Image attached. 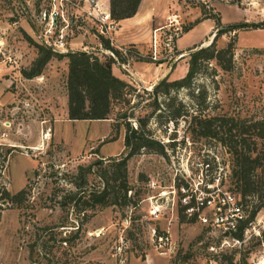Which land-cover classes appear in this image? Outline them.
<instances>
[{
	"label": "rangeland",
	"instance_id": "rangeland-1",
	"mask_svg": "<svg viewBox=\"0 0 264 264\" xmlns=\"http://www.w3.org/2000/svg\"><path fill=\"white\" fill-rule=\"evenodd\" d=\"M51 0H0V264H195L208 255L209 237L188 220L168 195L175 174L198 173L195 162L218 155L228 163L226 189L238 198L229 179L231 156L215 139L202 137L191 115L234 116L264 119V0H141L136 17L119 24L110 44L122 51L124 62L111 64L113 73L127 82L124 100H116L105 120H69L66 98L67 58L53 57L42 74L27 79L22 69L38 55L35 44L44 45L42 11ZM66 7L55 34L63 28L65 50L86 51L107 60L113 54L100 44L93 20ZM177 20L179 29L170 23ZM216 20L223 26H240L216 38L224 47L234 39L232 68L221 69L213 61L194 80L192 89L176 94L188 108V117L165 122L163 98L160 110L148 123L151 136L165 146V156L140 153L127 161L130 190L127 205L94 207L78 212L68 204L79 169L126 154L125 126L120 117L133 112L145 116L153 110L149 94L162 78L179 79L187 72L191 49L211 43ZM119 31V32H118ZM169 71L161 77V69ZM160 78V79H158ZM156 83L152 85L154 82ZM201 89L206 100L196 104L190 91ZM128 101V103H126ZM132 126H136L130 118ZM4 122H10V127ZM86 190L101 187L92 165ZM156 182V188L149 184ZM24 193L15 196L20 190ZM8 194V196L6 195ZM257 205V197H247ZM161 205L158 216L151 205ZM90 216L87 221L83 216ZM254 230L240 248L226 250L222 264H264V208L253 218ZM166 238L160 247L157 238Z\"/></svg>",
	"mask_w": 264,
	"mask_h": 264
},
{
	"label": "trees",
	"instance_id": "trees-1",
	"mask_svg": "<svg viewBox=\"0 0 264 264\" xmlns=\"http://www.w3.org/2000/svg\"><path fill=\"white\" fill-rule=\"evenodd\" d=\"M141 0H110V13L113 19L120 21L133 17ZM216 20V33L214 39L206 46L192 48L188 54V67L186 74L174 80L168 77L160 79L149 91L152 96L153 110L145 116H134L133 112L123 113L125 133L123 145L126 154L121 158H108L107 162L99 160L86 168H80L73 180L76 190L69 193L68 204L78 212H85L94 207L116 205L118 198L127 205L130 187L127 181V161L140 153H158L165 156V146L151 136L147 128L152 113L160 110L163 98L165 122L175 121L188 117L187 106L177 99L175 93L181 89H192L196 77L213 61L221 69L227 71L232 68L234 53V39H230L224 47L216 46V38L224 33L233 32L244 25L223 26ZM103 48L112 52L113 58L100 59L97 55L86 51H70L66 54L52 50L46 45L35 44L38 55L31 66L21 70L24 78L31 79L42 74L48 61L53 57H66V95L67 119L69 120H105L113 111L116 100H124L129 84L117 77L111 64L115 61L124 62L122 51L114 48L107 38L100 36ZM190 96L196 104H203L206 100L205 93L198 89L197 93L190 91ZM128 103V101H126ZM206 106L199 108L198 115L192 114L191 121L197 124L200 136L215 139L227 147L231 156L229 179L240 195V202L248 210V221H253L257 211L264 208V119H241L234 116L206 115L203 114ZM130 118L134 119L136 126H132ZM92 165L97 166L96 177L101 183L99 188L86 190L87 176L93 172ZM20 190L15 196L24 193ZM8 196V194H6ZM257 197V205L252 207L247 197ZM87 221L90 216L83 215ZM264 236V231H263Z\"/></svg>",
	"mask_w": 264,
	"mask_h": 264
},
{
	"label": "built area",
	"instance_id": "built-area-1",
	"mask_svg": "<svg viewBox=\"0 0 264 264\" xmlns=\"http://www.w3.org/2000/svg\"><path fill=\"white\" fill-rule=\"evenodd\" d=\"M66 7L79 11L78 19L84 16L93 20L100 36L113 39L119 22L112 18L110 13V0H51L49 10L42 11L40 21L44 25L42 41L44 45L52 50L61 52L65 50L63 28L58 29L52 44L50 39L54 36V27L58 18L66 21L64 12ZM178 30L177 20H171ZM123 54L126 53L122 49ZM4 122L3 124H5ZM10 127V122H7ZM6 126V125H5ZM198 169L197 174L179 172L175 174L177 183L173 181L168 191H159L150 198L155 202L168 195L171 205H179L183 215L190 221L198 223L209 241L206 244L208 255L203 261H196L195 264H222L221 260L227 255L226 250L240 248L248 238L251 230H254L253 221H248L249 212L232 191L226 189L223 182L227 178L228 163L222 166L218 155L211 154L206 160L195 162ZM149 186L156 188V182L151 181ZM150 214L158 216L160 206L151 205ZM158 245H166V238L159 236Z\"/></svg>",
	"mask_w": 264,
	"mask_h": 264
},
{
	"label": "crops",
	"instance_id": "crops-1",
	"mask_svg": "<svg viewBox=\"0 0 264 264\" xmlns=\"http://www.w3.org/2000/svg\"><path fill=\"white\" fill-rule=\"evenodd\" d=\"M138 12V11H137ZM137 12H136V14L133 16V17H131V18H127V19H123V20H120L119 21V24L122 26L124 23H127L128 21H132L135 17H136V15H137ZM121 28V27H120ZM120 28L118 29L119 31H120ZM118 31V32H119ZM168 69L167 68H164V69H161V77L162 76H164V75H166L167 73H168ZM158 79H160V78H158ZM156 83V81L152 84V85H154ZM65 106H67V95H66V98H65V102H64V108H65Z\"/></svg>",
	"mask_w": 264,
	"mask_h": 264
},
{
	"label": "bare ground",
	"instance_id": "bare-ground-1",
	"mask_svg": "<svg viewBox=\"0 0 264 264\" xmlns=\"http://www.w3.org/2000/svg\"><path fill=\"white\" fill-rule=\"evenodd\" d=\"M4 125L8 126L7 122Z\"/></svg>",
	"mask_w": 264,
	"mask_h": 264
}]
</instances>
